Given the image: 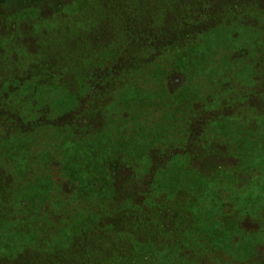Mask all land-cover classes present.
I'll use <instances>...</instances> for the list:
<instances>
[{
    "label": "trees",
    "instance_id": "1",
    "mask_svg": "<svg viewBox=\"0 0 264 264\" xmlns=\"http://www.w3.org/2000/svg\"><path fill=\"white\" fill-rule=\"evenodd\" d=\"M0 264H264V0H0Z\"/></svg>",
    "mask_w": 264,
    "mask_h": 264
},
{
    "label": "rangeland",
    "instance_id": "2",
    "mask_svg": "<svg viewBox=\"0 0 264 264\" xmlns=\"http://www.w3.org/2000/svg\"><path fill=\"white\" fill-rule=\"evenodd\" d=\"M179 84V83H178ZM255 195H258L259 194V192L258 191H254L253 192Z\"/></svg>",
    "mask_w": 264,
    "mask_h": 264
}]
</instances>
